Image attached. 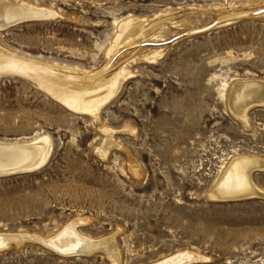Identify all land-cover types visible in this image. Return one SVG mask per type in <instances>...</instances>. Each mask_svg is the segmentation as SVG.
<instances>
[{"label":"rangeland","instance_id":"obj_1","mask_svg":"<svg viewBox=\"0 0 264 264\" xmlns=\"http://www.w3.org/2000/svg\"><path fill=\"white\" fill-rule=\"evenodd\" d=\"M7 1L53 17L0 31L35 74H0V140L46 136L52 150L41 168L0 176V236L19 240L0 264H114L100 249L67 255L33 240L75 224L111 240L115 264L191 253L187 264H264V168L252 172L262 196L212 199L233 160H264V105L247 124L228 104L236 84L264 81V0ZM129 19L154 29L111 57ZM49 73L125 80L95 119L42 89L35 79Z\"/></svg>","mask_w":264,"mask_h":264},{"label":"bare ground","instance_id":"obj_2","mask_svg":"<svg viewBox=\"0 0 264 264\" xmlns=\"http://www.w3.org/2000/svg\"><path fill=\"white\" fill-rule=\"evenodd\" d=\"M51 14V11L39 9L26 3L19 2L16 4L7 0H0V31L7 30L26 21L49 19L53 17V14ZM136 22V19H129L121 25L119 36L111 51V57L119 49V45H124L133 41L134 38H144L154 29L151 27V29L149 28L146 30L144 29L146 27L142 26L144 24L141 25ZM144 57L153 59L154 53ZM32 64L34 63L26 61L0 47V74L10 73L12 70H20L26 73L25 69H27V73L32 76L35 75L33 74L34 66ZM101 75L96 77L97 75L87 74L83 77L77 76L79 80L76 79L75 81H71L59 75L49 73L40 75L35 80H37L38 85L42 89L72 110L87 112L96 119L101 106L104 105L117 90L119 91L120 84L125 80L121 73L115 74L109 79L101 77ZM228 102L231 112H233L239 120L247 123L248 111L254 106L264 105V81L251 80L236 84L231 91ZM51 143L49 137L46 136L21 141L0 140V176L41 168L46 163L51 153ZM259 168H264V160L259 158L242 157L233 160L212 192V198L226 199L232 196L250 198L254 195H261L262 192H260L259 188L255 186L252 180V172ZM75 225L67 226L63 232L59 234L58 237H54V239L34 237L33 240H39L44 245L53 248L57 252L67 255H87L100 249V251L103 250L113 262L116 263L119 260V255L117 253L118 249L116 250L117 247H115L111 240L109 241L108 239L103 242L100 240V242L90 241L86 239L87 237L84 238L76 231ZM16 237L6 235L0 236V250L12 241H19ZM179 257H184L187 260L198 259L197 256L191 253L184 256H173V258L160 264H167Z\"/></svg>","mask_w":264,"mask_h":264},{"label":"water","instance_id":"obj_3","mask_svg":"<svg viewBox=\"0 0 264 264\" xmlns=\"http://www.w3.org/2000/svg\"><path fill=\"white\" fill-rule=\"evenodd\" d=\"M260 106H262V105H260ZM255 107H257V106H255ZM15 173H18V172H15ZM246 199H248V198H245L243 196H232V197H227L226 199H216L215 198L213 200H218V201L223 200V201H227V202H238V201H244ZM192 261H194V260H187L184 257H179L178 259H175L171 262H168L167 264H187V263H190ZM164 264H166V263H164Z\"/></svg>","mask_w":264,"mask_h":264}]
</instances>
